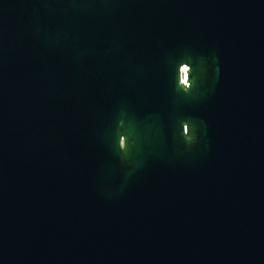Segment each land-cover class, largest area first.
<instances>
[{
	"label": "water",
	"instance_id": "obj_1",
	"mask_svg": "<svg viewBox=\"0 0 264 264\" xmlns=\"http://www.w3.org/2000/svg\"><path fill=\"white\" fill-rule=\"evenodd\" d=\"M0 264H264V0H0Z\"/></svg>",
	"mask_w": 264,
	"mask_h": 264
}]
</instances>
